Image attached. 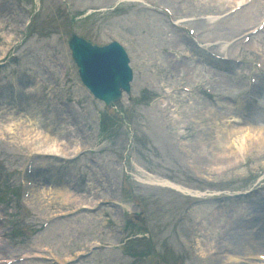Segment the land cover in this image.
I'll list each match as a JSON object with an SVG mask.
<instances>
[{
    "label": "rangeland",
    "instance_id": "374dc122",
    "mask_svg": "<svg viewBox=\"0 0 264 264\" xmlns=\"http://www.w3.org/2000/svg\"><path fill=\"white\" fill-rule=\"evenodd\" d=\"M18 1L24 5L23 0ZM153 1L172 9H176L178 3L181 2V0ZM183 1L185 4L184 14L186 15L182 16L179 13L180 19L193 21L189 27H193L197 31H204L207 43H214L218 39L221 43L228 42L229 45H226L223 51L228 52L233 57L253 61L252 67L257 69L256 66H262V73L264 72V32L250 36L251 41L244 43L246 33H253L251 31L261 25V21H264V0H262L261 6L249 7L247 12L237 11L231 16L222 18L223 20L221 19L220 22L210 25L200 22L199 18L208 15L223 17L232 9L237 8L232 3L234 0ZM117 2L118 0H108L106 3L102 0H69L68 3H64L63 0H46V6L56 9L64 7L62 4H65L69 13L77 15L81 11L96 7L113 8L117 6ZM84 7H86L84 10H78ZM136 7V5H123L118 6L116 11L107 12L104 15L95 13L89 19V22L94 24L93 32L84 27H80V31H78L93 42L101 44L108 43L113 39L107 38L108 36L105 34L107 32L109 37H115L126 42L131 49L132 46H135L139 57H141L138 61L142 62L140 68L144 74L134 87V98L131 99V102L122 103V107H125L124 112L127 113L125 118L129 122L128 130L134 141L132 148L129 146L130 135L123 128L113 138L101 140L98 131L93 129L92 123H89L92 128L89 129V132L84 133L87 139H82L81 136L77 135L72 136L70 131H65L72 116L65 115L63 120V115L52 108L49 102V94L46 93L43 100L37 98L34 101L42 109V119L48 125L46 127L51 128L52 136L56 134L57 137L59 136L62 144H64L62 147L65 146L66 151L73 152L71 153L73 155L76 151L74 147L77 144H82L85 150H89L86 155L84 154V166H88L89 160L96 165L100 163L98 180L105 183L104 194L102 195L104 202L118 201L121 189L123 199L133 194L138 205L137 211H140L137 219L139 222L136 225V222L132 221L131 231L126 230L129 237L125 242V238L121 239L117 233L122 228L120 221L123 212L114 204H112L113 206L106 204L98 212L92 214L90 212L89 215L81 211L76 212L70 216L71 218L68 217V221L57 224V228L51 232V235L43 234L41 236L46 245L56 246L58 255L67 256L69 253H73L74 258L79 252L88 253L85 251V246L91 241H97L101 245L108 246L119 245L121 242L119 248L114 251L105 249L102 252L91 253V255L94 254L92 261L95 264H224L226 257L223 246L234 234L238 224L236 216L241 211V206L238 203L239 198H229L227 195L230 192L248 190L260 178H263L264 146L248 143L247 151L242 153L240 149L244 148L241 140L232 143L236 139L233 128L218 127L217 124L210 126L208 120L214 118L217 121V114L221 120L227 114L228 117L236 114L243 118V122L249 123L243 117L246 112L243 107L248 102L245 92L247 68L245 66H239V69L234 70L230 67L217 68L212 61H205L201 58L202 53H196L191 47L192 43L187 33L172 26L162 13L156 10H139ZM16 12L18 11L16 10ZM0 13L4 15L2 18L0 14V24L4 25V28L0 26V33H2L3 38L0 41V54L1 50L5 54L10 49L11 41H15L20 34L21 26L12 22L6 12L5 14ZM44 24L45 22L42 23V26ZM138 25L145 31H142ZM69 30V26L62 30L64 38L68 36ZM165 39H171L170 43L167 44ZM231 40L234 43H230ZM190 43L191 45H189ZM46 45L41 43L30 47L25 45L19 51L18 58L23 62H28L30 67L37 68L32 59V54L37 51L48 54L49 50H54L55 63L51 67V73L48 74L47 79L49 86L54 84L52 74H55L54 78L60 83L63 81V74H67L68 84L80 85L76 69L70 63L66 51H62L58 43L47 42ZM154 51H158V54L154 55ZM167 52L170 54L166 55ZM135 55L133 51V56ZM171 58L176 60L170 68L177 67L178 62H181L178 67L181 68L185 64V68L192 71L193 75V71L203 69L201 73L204 74V84L210 85L214 93L211 96L203 92L186 95L188 99L194 102L191 107L185 105L182 99H175L174 104H177L179 108L180 121L178 122L172 114L164 118L163 111L161 112L160 107L156 108L155 101L152 104L148 103L157 96H149L144 92V90L150 91V83L155 82L156 79L158 81L161 79V83L163 81H169L170 85L174 83L173 80L168 79V74H166L169 68L166 67L165 62ZM186 58L189 59L185 60ZM152 63H159V68L151 66ZM146 66L148 67L146 68ZM242 68L245 71H241ZM176 72L177 70L174 71V74ZM226 72L229 74L226 75ZM198 73L200 74V72ZM152 75L156 77L153 78ZM262 82L264 83V80ZM1 92L2 89H0ZM84 97H86L85 94ZM87 99L86 101L84 98L83 102L84 104L87 103V111L91 118L96 120V114L99 112L97 104L91 98ZM56 101L52 100L53 103ZM231 104H235V107L232 108ZM197 106L201 108L198 113H196ZM43 109L47 110L43 111ZM255 112L252 117L264 119V112L260 110ZM49 125L55 127L52 128ZM182 126L188 127V129L186 131L179 130V127ZM239 126L244 127L246 125L241 123L238 124ZM56 127H60L61 130L54 132ZM259 131L250 133L251 138L264 133V131ZM107 133H111V130H107ZM245 134L248 133L245 131ZM204 141L207 145L205 147L203 146ZM16 142L18 145V141ZM211 146H215V150H212L214 148ZM30 151L31 144L28 142L25 148L21 146L15 152L9 154L1 152L0 163L9 169L8 173L12 176L11 188L17 189L19 178L25 176V168L28 164L27 156ZM231 151L236 153L235 157L231 156ZM205 154L209 157L215 154L216 158L220 156L222 159L210 164L209 157L205 158ZM226 154H230V156L227 157ZM135 160L151 174L183 185L195 193L211 191L212 196L218 194L212 198H202L201 203L194 204L199 199L185 197V195L175 191L141 187L133 181L132 177V175L137 174L133 165ZM49 163L52 166L55 164L54 162ZM57 172L55 171V173ZM55 173L53 172V178L58 177ZM259 174L260 176L257 177ZM194 176L213 179L216 184L209 187L208 184L199 180V177ZM256 177L259 179L257 180ZM31 178L37 183L42 182L40 172L37 170H33ZM5 188L8 186L5 185ZM36 189L38 190V188ZM2 190L3 184L0 183V196ZM76 190L81 193L86 192L80 185V181H76ZM87 194L89 198L93 196L91 193L87 192ZM35 196L38 194L35 193ZM215 197L219 198L212 200ZM83 199L85 200V198H81L78 204L83 202ZM16 206L17 200L10 199L5 211L15 213ZM71 208L74 211L78 209L75 206ZM54 210L65 213L62 207ZM21 216L26 218V223L19 225L18 232L13 237L22 233L26 242H21V247L16 245L17 252H20L24 245L30 247L34 243L40 242L37 239L39 219L35 218V210L25 212ZM263 217L264 215H259L256 222L252 223L250 229L247 230L250 232L257 231V227L260 225L259 221ZM197 230L203 232L200 234ZM145 232H147L146 236L149 237L148 240L142 238ZM261 235L264 237V228L261 230ZM146 253L150 256L141 263L132 257L135 254L142 256ZM243 253L246 255L248 252ZM87 263L89 261L78 264Z\"/></svg>",
    "mask_w": 264,
    "mask_h": 264
},
{
    "label": "bare ground",
    "instance_id": "6f19581e",
    "mask_svg": "<svg viewBox=\"0 0 264 264\" xmlns=\"http://www.w3.org/2000/svg\"><path fill=\"white\" fill-rule=\"evenodd\" d=\"M242 1L243 0H234L233 3H238L240 5H242ZM243 11V10H242ZM244 12V11H243ZM54 126V125H53ZM51 125V127H53ZM234 130V137H236V139L234 141H232V143L241 140V142L243 143V150L242 153L244 151V153L247 151L248 148V143L252 144V145H259V146H264V133L259 134L256 137L251 138L250 136V132L249 131H253L254 129L249 128V131L245 130V129H233ZM32 131L34 133H42L41 131H38L36 127H34L32 129ZM246 133L248 134H245ZM231 132V131H230ZM32 151L33 152H40V153H46V154H61L60 149L58 147V145H52L51 142H48L47 140H43V139H35L32 142ZM231 156L235 157L236 153L231 151ZM226 156H230V154H226ZM161 184V185H166L167 183L164 181H158L156 180V184ZM177 189L181 190L180 188L176 187ZM68 195V193L66 194V196ZM257 264V263H255Z\"/></svg>",
    "mask_w": 264,
    "mask_h": 264
}]
</instances>
